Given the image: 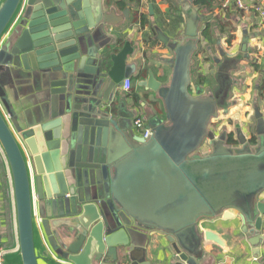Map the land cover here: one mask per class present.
Segmentation results:
<instances>
[{"label":"water","instance_id":"water-1","mask_svg":"<svg viewBox=\"0 0 264 264\" xmlns=\"http://www.w3.org/2000/svg\"><path fill=\"white\" fill-rule=\"evenodd\" d=\"M180 2L183 38L160 36L173 52L169 81L149 73L139 83L162 109L144 103L141 112L115 99L135 68L127 65L129 43L115 51L100 40L106 0H1L0 150L22 264H147L154 234L167 238L179 261L199 264L205 242L228 249L201 221L235 214L252 235L255 257L262 256L263 115L256 110L255 146L241 130L238 148L227 133L210 130L218 94L192 83L207 17L193 0ZM244 35L248 57L251 37ZM19 72L38 84L34 117L19 118L5 89ZM141 115L148 140L134 131Z\"/></svg>","mask_w":264,"mask_h":264},{"label":"crops","instance_id":"crops-1","mask_svg":"<svg viewBox=\"0 0 264 264\" xmlns=\"http://www.w3.org/2000/svg\"><path fill=\"white\" fill-rule=\"evenodd\" d=\"M210 1L212 5L206 8L197 5L195 0L192 5L200 8V14L207 17L206 23L222 21L226 25L225 32L221 34L219 29L215 28L212 42H208L201 34L202 41L193 60L192 83L193 86L201 87L215 85L214 74L220 71L221 66L218 63L212 64L213 58L220 59L230 67L238 66L232 73H226L225 82L227 83L231 76L235 83L229 91L227 107L219 111L216 120H219L221 128L229 132L240 128L247 137H250L255 130L254 105H258L264 116V91L260 90V86H264V26H261L257 14L242 15L233 4L224 8L225 0ZM106 2L104 11L109 17V23L101 30L100 40L115 51L123 49L125 44L129 43L133 53L128 57L127 65L135 68L128 78L132 82L131 91L125 92L123 87H118L115 99L127 98L131 110L139 108L142 112L144 103L146 107L155 105L162 109L161 101L150 97L148 91L140 87L139 83L147 80L149 73H153L154 77L163 83L169 81L172 69L168 61L173 58V52L162 43L160 36H166L173 41L183 38L187 15L183 11L182 3L180 0H106ZM204 26L205 24L201 29H204ZM245 32L251 37L248 45L251 51H248V57L242 53ZM230 33L235 35L232 45H229L227 40ZM221 52H225L227 56L221 57ZM241 60L250 62L251 69H247L245 76ZM253 64L260 67V70H255ZM241 76L246 79L242 80ZM201 77H205L204 83H201ZM5 89L19 118L36 115V110L42 103L37 83L19 72L11 77ZM134 131L138 133L135 128ZM261 197H264V193ZM235 215L236 218L231 220L207 218L201 221V230L219 234L228 249L205 242L203 257L199 264H259L261 257H255L254 247L250 243L252 235L244 230V223L237 214ZM0 247L8 253L6 264H22L18 255L19 242L12 188L1 153ZM260 248L263 255L264 243ZM145 261L147 264H186L178 260L167 238L160 234L150 237L146 246ZM127 264H132L131 260Z\"/></svg>","mask_w":264,"mask_h":264},{"label":"flooded vegetation","instance_id":"flooded-vegetation-1","mask_svg":"<svg viewBox=\"0 0 264 264\" xmlns=\"http://www.w3.org/2000/svg\"><path fill=\"white\" fill-rule=\"evenodd\" d=\"M240 53L241 52H239V54ZM243 54L246 55V53H243ZM220 55H221V57L227 56V54H225V52H221ZM218 60H220V59L213 58L212 64L218 63L221 66V69H220L221 72L217 71V73L214 74L215 75L214 76L215 85L209 86V87H212V91H211L212 94H215V96H217L216 94H218V102L221 104V107L219 108V111H220V110H224L227 107V103H228V99H229V91L235 83V80H233V78L231 76H230L229 81L227 83L225 82V78H227L226 73H232V70H235L238 66L234 65L233 67H230V66H227L225 64V62L222 63L221 60L220 61H218ZM225 69H227V71ZM257 109H259L258 105H254V112H253L254 118L253 119L255 121V130H254V133L250 137H247V135H245L244 130L240 129V128H235V131H233V132H229L227 129L221 128L220 124H219V120H216V119L211 122L210 130L216 134V137H220L221 135H223V133H227L228 145H230L231 147H235V148H238L240 146L238 141H237V139H238L237 136H238V132L241 130V131H243L245 137L248 139L250 145L255 146L257 141H258L257 130L259 128V119L256 117V110ZM263 120H264V116H263ZM202 151L204 154H206V153L210 152V149L204 148ZM262 233H263V231H262Z\"/></svg>","mask_w":264,"mask_h":264},{"label":"built area","instance_id":"built-area-1","mask_svg":"<svg viewBox=\"0 0 264 264\" xmlns=\"http://www.w3.org/2000/svg\"><path fill=\"white\" fill-rule=\"evenodd\" d=\"M231 4H233L238 11H241L244 14H257L258 18H260L261 26H264V0H225L223 7L227 8ZM131 88V80L126 79L123 90L125 92H129L131 91ZM134 128L146 140L150 139V137L152 136V131L147 127V121L143 115L138 116L134 120ZM261 202L264 203V200H262ZM6 254L7 251L0 248V264H5Z\"/></svg>","mask_w":264,"mask_h":264},{"label":"trees","instance_id":"trees-1","mask_svg":"<svg viewBox=\"0 0 264 264\" xmlns=\"http://www.w3.org/2000/svg\"><path fill=\"white\" fill-rule=\"evenodd\" d=\"M195 3L197 5L205 7V8L212 5V2L210 0H195ZM241 14L243 15L244 13L241 12ZM225 26L226 25L224 23H222V21H214V22L209 21L204 26V29L202 31V37L205 38L208 42H212L213 41V30L215 28H218L220 33L224 34ZM227 40H228V44L232 45L233 41L235 40V35L230 33ZM253 66H254L255 70H260V67L258 68V66L256 64H253ZM200 79H201V83H204L206 81L205 77H201ZM260 90L264 91V86L263 87L260 86ZM0 248H2V247H0ZM259 264H264V254L261 256Z\"/></svg>","mask_w":264,"mask_h":264},{"label":"rangeland","instance_id":"rangeland-1","mask_svg":"<svg viewBox=\"0 0 264 264\" xmlns=\"http://www.w3.org/2000/svg\"><path fill=\"white\" fill-rule=\"evenodd\" d=\"M242 61V60H241ZM241 66L242 67H244L245 69L243 70V75L245 76V74H246V71H247V69H251V66H250V62H247V61H242V63H241ZM240 77L242 80H245L246 79V77ZM0 153H1V150H0ZM2 154V153H1ZM3 156V155H2ZM4 158V157H3ZM262 200H264V197H261L260 198V201H262Z\"/></svg>","mask_w":264,"mask_h":264}]
</instances>
